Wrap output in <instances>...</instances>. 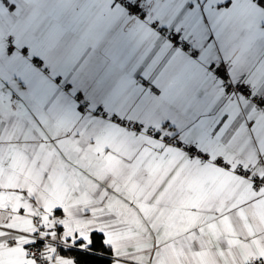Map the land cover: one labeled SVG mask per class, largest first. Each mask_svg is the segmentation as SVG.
Wrapping results in <instances>:
<instances>
[{
    "label": "crops",
    "instance_id": "1",
    "mask_svg": "<svg viewBox=\"0 0 264 264\" xmlns=\"http://www.w3.org/2000/svg\"><path fill=\"white\" fill-rule=\"evenodd\" d=\"M144 2L140 19L117 0H0V264H33L36 235L49 264H75L59 247L88 250L92 232L111 264L264 259V111L209 70L226 63L264 96V6Z\"/></svg>",
    "mask_w": 264,
    "mask_h": 264
},
{
    "label": "built area",
    "instance_id": "2",
    "mask_svg": "<svg viewBox=\"0 0 264 264\" xmlns=\"http://www.w3.org/2000/svg\"><path fill=\"white\" fill-rule=\"evenodd\" d=\"M119 1L125 10L132 14L138 16L140 19H145L146 14L148 12L147 4L144 0H117ZM181 30H172L168 36L172 49H182L186 50L190 47L188 42L184 41L180 38ZM17 50L21 53H24L26 50L24 48L18 49L15 45H13L10 41H7L4 45V52L6 55L10 56L14 54ZM229 66L226 63L222 62H214L210 65L209 70L213 73L216 78H218L224 87V91L226 94H242L244 95L248 101L255 107L256 110L264 111V96H260L256 93L251 84L246 81V77H240L236 82H231L229 80ZM66 92L71 91L70 86L64 87ZM73 97L80 104L81 108L87 110L90 107V103L85 96L81 92H76L73 94ZM130 130L133 133H141L145 131L150 136L157 138L161 142L165 144H170L177 150L182 151L190 158H197L200 160L210 159V155L204 152H201L195 143L192 140H183L182 138L172 137L169 135L167 130L157 131L153 126H149L144 122H136L130 126ZM216 164H221L220 159H216ZM238 175L245 176V172L241 168H236L234 170ZM255 181V180H254ZM264 186V182L259 183L257 180L255 181V189L259 190ZM13 244V241L10 240L6 243L7 246ZM26 255L28 259L33 264H49L46 260L41 257L42 253V242L39 236H34L30 242H28L25 248ZM249 264H264V259H255L251 258Z\"/></svg>",
    "mask_w": 264,
    "mask_h": 264
},
{
    "label": "trees",
    "instance_id": "3",
    "mask_svg": "<svg viewBox=\"0 0 264 264\" xmlns=\"http://www.w3.org/2000/svg\"><path fill=\"white\" fill-rule=\"evenodd\" d=\"M256 2L264 6V0H256ZM58 252L63 256L71 257L75 264H111L108 257L109 249L103 243L102 234L98 232L90 234L88 250L61 246Z\"/></svg>",
    "mask_w": 264,
    "mask_h": 264
}]
</instances>
